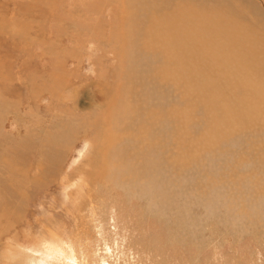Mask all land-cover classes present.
I'll return each instance as SVG.
<instances>
[{
	"label": "rangeland",
	"instance_id": "obj_1",
	"mask_svg": "<svg viewBox=\"0 0 264 264\" xmlns=\"http://www.w3.org/2000/svg\"><path fill=\"white\" fill-rule=\"evenodd\" d=\"M123 1L0 0V133L7 132L8 134H5L9 137L12 135L10 131H13L17 132L15 135L20 133L21 136L27 127L39 129V125H43V128H46L43 130H53V127L55 130L60 124L66 127L68 124L76 131V133L71 132L73 134L72 143L64 157H61L57 169L52 172L50 180L45 183L41 182L35 187L27 184L26 188H22L27 194L26 200L23 202L22 210L21 208L14 210L16 218L9 221L13 224L16 222L15 227H12L9 234L0 241V254L4 259L2 264L21 261L22 258H25L23 259L25 264H64L61 261H53L52 256L43 258L42 247H37L44 230L48 227L55 229L54 227L57 228L59 223L67 228V234L73 235V238L67 236L61 238L69 244L72 241L75 251L81 248V242L88 233L91 239L87 250L92 252L94 246H98L95 249V259L91 255L84 254L85 259L91 264H102L98 255L102 247L101 238L105 239L104 243L113 241L119 244V250L122 248L124 252L130 249L126 255L123 253L124 258L128 261V257L134 253L139 264H264V192L262 191L264 180L259 178L262 176L264 178V161L254 166V161L252 164L253 159L250 157L251 149H254L257 141L253 140L255 138L253 133L262 134V136L256 135V138L260 139L264 136V131L260 132L242 125L243 121L235 119L232 111L228 112L229 120L226 123V129L230 132L227 140L221 138L215 140L212 137L214 135H210L209 140H212L211 142L215 140V149L211 151H201L199 144L188 143L189 148L202 152L201 164L197 162L188 168L177 170L181 173H176L178 176L172 175L171 183L167 185V170H161L159 176L161 178L158 181L160 187L154 188L155 195H152L154 190H139V185L143 183V176L136 177L135 174L132 177L136 182L133 190L121 184L116 186L110 184L106 187L98 186L91 189L84 184L81 189L84 192L83 195L87 193V197L80 196L79 200H74V210L80 209L84 214L88 211V215L90 217L94 215L97 221L103 219L102 222L98 221L100 227L106 226L103 232L98 230L95 232L93 225L95 222H82L81 219L85 217L82 212L77 216L67 209L68 206L65 204L72 198L71 193L76 190L74 183L79 181L81 174L85 180L88 175L87 169H81L82 163L86 160L87 165L88 160L80 155L85 151L91 154L96 152L89 142L94 141L92 130L87 127L88 131H83L79 127L81 119L92 118V115L100 112L102 107L106 108L105 91L108 87H111L113 95L121 97L127 89L137 92L136 87L131 84L125 86L120 92L114 91L116 80L120 78V66L114 74L117 58L113 52H118L120 45L116 42L110 28L112 22L113 24L117 22L113 20V17L116 15L115 17L119 20L118 16L124 11ZM199 1H204L205 5H200ZM219 1L221 0H190V2H196L194 4L200 10L215 17L224 14V9L220 6L215 5L214 7V3L218 4ZM225 1L231 6V12L227 11V14L235 20L240 29L244 28V10H240L238 4H244L256 14L264 17V2L261 0ZM100 31L102 33H99ZM167 44L168 41L165 47ZM161 60L162 57H159L156 64ZM150 64L151 61L145 57L140 61L133 78L136 86L142 85L147 80ZM211 64L205 63V67L210 66L211 69L213 65ZM195 67L189 66L187 70L190 72L189 76L193 78L199 77L198 73L194 75L196 70H200L204 75L208 72L217 74L218 70L215 68L217 70L211 72L210 69L206 70L202 67L204 72L201 65H199L200 68ZM50 72L51 75H49ZM55 80L59 83V99L53 98L43 90V83ZM261 83L264 84V82ZM146 91V86L143 84L140 97L133 100L140 99L142 104L148 107ZM63 95L70 99L63 98ZM257 95L264 105L263 87H257ZM151 97L155 101V115L153 116L159 125L163 127L174 125L176 116L179 119L189 111L195 118L189 128L197 132L203 128L212 131L216 119L211 121L206 119L213 105L209 99L205 104L201 95L180 91L175 86L162 83L157 79L151 90ZM123 98L127 99V97ZM132 103L129 101L128 105L132 106ZM263 105L260 103L256 108H262L261 116L264 120ZM31 111L40 113L43 121L44 119L46 121L44 123L40 121L36 123L39 125H34L27 115ZM243 111L241 108L237 115ZM62 112L64 114H59ZM57 114H59L58 120L55 119ZM51 120L53 124L50 123ZM15 121L18 126H15ZM250 122L255 123L254 120ZM42 137L43 134L40 137L35 134L26 148L25 156L30 158L33 168L39 161V144ZM205 140L206 136L203 141ZM261 141L262 138L259 142ZM5 143L8 145V142ZM262 143L264 144V141ZM154 146L156 148L157 144ZM247 146H249V152L245 151ZM1 147L0 154L6 150V146ZM143 152H147L146 148H143ZM93 157L95 159V156ZM240 159H246V161L242 163V167L235 168V162ZM257 166L261 169L256 168ZM251 167L255 171L258 169L257 176L262 173L258 179L253 174V177L247 176L252 170ZM43 168L45 169V166ZM3 169L0 164V182L7 179V174ZM235 170L244 173L242 175L248 181L255 179L253 185L255 188L251 185L254 181H249L250 184L246 181L247 184H245L244 178L239 177L236 184L229 181V175ZM36 171L32 170L31 175H36L38 173ZM259 171L261 173H258ZM155 172L159 174L158 167L155 168ZM68 174H71L70 179L66 177ZM205 174H210L209 178L205 177ZM151 178L153 177L149 179L146 177L144 180L148 181ZM258 180L262 182H259V186ZM229 182L232 185H229ZM239 183H244L248 187L242 186L240 190ZM163 184L166 185V195H164L165 191L163 192ZM95 185L97 186L98 183L95 182ZM229 187H234V189L232 188L231 191ZM10 188L5 184L1 191L8 193ZM96 191L98 194L95 193ZM156 191L160 193L157 196ZM94 195H98L99 199L92 198ZM258 198H260L259 201H257ZM88 200H93V203L88 204ZM76 201L78 204H75ZM241 201L244 204L242 209L236 204ZM254 203L255 207H251ZM112 204L113 209L110 210ZM245 204L248 206L246 207ZM244 207L246 208L243 209ZM244 211L248 213L240 215ZM3 219L0 218V224L5 225L6 222ZM15 235L18 240L13 237ZM23 249L30 252L27 253ZM120 252L113 251L110 257L114 256L112 259L114 262L111 258L108 261L115 264V255ZM63 257L71 262V258L67 255ZM124 258L123 260L118 259L117 262H125Z\"/></svg>",
	"mask_w": 264,
	"mask_h": 264
},
{
	"label": "bare ground",
	"instance_id": "obj_2",
	"mask_svg": "<svg viewBox=\"0 0 264 264\" xmlns=\"http://www.w3.org/2000/svg\"><path fill=\"white\" fill-rule=\"evenodd\" d=\"M261 1L264 2V0ZM194 3L196 2H190V0H124L122 2L124 11L118 16L119 20L115 17L116 15L113 17V20L115 19L117 22L115 24L112 22L110 29L116 42L120 45V50L118 52L112 51L117 58L114 74L117 67L120 66V78L116 80L117 84L114 91L120 92L125 86L131 84L136 87L137 92L132 89H127V91L123 93V97H127V99H124L119 95H113L111 93V87H108L105 91L107 95L106 108L102 107L100 112L92 115V118L86 117L81 119L79 127L85 132L88 131V128L92 130L94 141L89 142L96 152L91 154L85 151L80 155L83 156V158L86 157L88 162L86 165L85 160L82 163V168L80 166L78 167L83 170L87 169L86 172H88V175L85 180L84 176L81 174L79 181L74 183L76 190L71 193L72 198L65 204L72 214L77 215L82 212L80 209H78V211L74 210V200H79L80 196L87 197V193L83 195L84 192H82L81 189L84 184L88 189L98 186L106 187V185L110 184L114 186L121 184L129 187L130 189L127 188L129 190H133L134 186H136V182L133 181L132 177L135 174L136 177L143 176V183L139 185V190H154L152 195H155V189L160 187L158 181L161 178H159L161 170H167V185L171 183L172 175L181 173L177 170L188 168L190 165L196 164L197 162L201 164L202 158L200 155H202V152L195 148H189L188 143L199 144L201 151H211L215 149V140L220 138L227 140L230 132L226 129V123H228V112L230 111L234 112L233 116H235V119L243 121L241 122L242 125L260 132L264 131V120L261 116L262 108H256L260 103L263 105L261 98L257 95V87L264 88V84L261 83L264 82V17L256 14L244 4H238V8L244 10V28L240 29L235 20L227 14V11L231 12V6H229L225 0L219 1L218 4L214 3V7L217 5L224 9V14L220 17L217 16L218 18L214 15H210L208 12H203ZM198 3H200V5H205L204 1H199ZM102 31L99 33H102ZM167 41L168 44L165 47ZM217 48L219 49L217 50ZM144 57L151 61L148 78L142 83V85L145 84L146 86L147 91L145 96L148 107L142 104L140 99L133 100L134 98L140 97L142 85L136 86L133 82V78L138 70L137 67H139L140 61H142ZM159 57H162V60L156 64V60ZM205 63H212V68L210 69V66L205 67ZM199 65H201V69L204 67L206 70L210 69L209 71L211 72L218 69L216 72L217 74L208 72L207 75H204L200 70H196L194 75L198 73L199 77L193 78L189 76L190 72L187 71L189 70L188 67L197 66L195 67L197 69L200 68ZM215 68L217 69L215 70ZM202 70L204 71V69ZM49 75H51V72ZM156 79L162 83L171 84L180 91L201 95L205 104L207 99L212 101L213 105L206 116L208 121L216 119L212 131L203 128L197 132L189 128L192 120L194 121L195 119L194 115L192 116L191 114L192 112L189 111L185 112L179 119L178 116H176L177 119H175L174 125L163 127L156 123L155 116H153V114L155 115V101L151 97V90L154 88ZM69 83H71L70 79ZM58 84V80L48 83L45 82L43 83V90L47 91L53 98L59 99L58 96H60V91L58 90ZM237 92H239V94H236ZM63 98L67 97L63 95ZM129 101L133 102L132 106L128 105ZM63 102L66 103L65 101ZM94 105L95 104H93V106ZM241 108H243L244 111L237 115V112L241 111ZM59 114H64V112ZM59 114L55 116V119L58 120ZM27 115L29 121L33 122L34 125H39L36 123L40 121L43 123L46 121L45 119L43 121V118H41L43 116H41L40 113L31 111ZM190 116H192V118ZM251 120H254L255 123L252 124L250 122ZM50 123L53 124V121L51 120ZM15 126H18L17 121H15ZM39 127V129L37 127L31 129L27 127L24 129V133L21 136L20 133L19 135H15L17 132L14 133L13 131H10L12 135L9 137L5 134L7 132L0 133V149L2 145L6 146V150L0 154V164L4 168L3 171L7 174V179H3L2 182H0V218H4L6 222L5 225L0 224V241H2L5 235L9 234L12 227H15L14 225L16 222L13 224L12 221H9L12 218H16L14 210L18 208L22 210L23 202L26 200L27 194L22 188H26L27 184H31L35 187L41 182L45 183L50 180V176L53 174L52 172L57 169L61 157H64V154H66L72 143V133H76L74 127H69L68 124L67 127L64 124H60L55 130L54 127L53 130H43L46 129L43 128V125H39ZM35 134H38V137L43 134V137L39 144V161L37 164L35 163L36 166L33 168L31 167L30 158H26L25 155L27 154L26 148L28 147V143ZM253 134L255 135L253 140L256 139L257 141L254 149H251L250 157L253 159L252 164L254 161V166H256V163L260 165L259 163L264 161V144L262 143L264 141V136L261 137L262 141L259 142L261 138L257 139L256 135L262 136V134H258L257 132ZM210 135H214L212 136L215 138L213 142L208 138ZM205 136L206 140L203 141ZM5 142H8V145ZM248 143L249 141L247 144ZM155 144H157L156 148L154 146ZM143 148H146L147 152H143ZM245 151H250L249 146H247ZM93 156H95V159ZM93 159L94 162L92 163ZM246 159L237 160L234 167H242V163L245 162ZM43 166H45V169ZM157 167L159 168V174L155 172V168ZM256 168H258V166ZM242 169L240 170L242 171ZM258 169H256V171ZM32 170H37L38 173L36 175H31ZM236 171L237 170L229 175V181L236 184V180L240 177L242 179L244 178L243 181L247 184L246 181L248 180L243 176L244 173ZM256 171L255 169L250 170L247 176L253 177L254 175V177L258 179L262 173L259 171L258 173L261 174L257 176ZM70 176L71 174H68L66 177L70 179ZM209 176L210 174H205V177L209 178ZM146 177L147 179L150 177L153 178L145 181L144 179ZM259 178L264 180L263 176ZM249 181H254L253 184L251 183L253 186L255 179ZM249 181L248 183L250 184ZM95 182L98 183L97 186ZM259 182L261 181H257L258 186ZM5 184L11 187L8 193L1 191V188H3ZM262 184H264V182ZM166 185L163 184V192L165 191L164 195L167 193L165 188ZM229 185L232 184L230 183ZM238 185L240 186V190H242V186H245L244 183H239ZM251 185H249V187ZM246 187L248 186H245V188ZM229 188L231 191L232 188L234 189V187ZM245 188L243 189L245 193H247ZM252 188L255 187L253 186ZM262 191L264 192L263 188ZM95 193L98 194V191ZM158 194L160 193L157 192L156 196ZM260 194L259 196L262 195L263 197V194ZM95 197L99 199L98 195L92 196V198ZM259 199L260 198H258L257 201H259ZM242 202L243 201L239 204L236 203L237 206L240 205V208L244 206ZM90 203H93V200H88V204ZM75 204H78V202L76 201ZM94 205L96 206L95 203ZM105 206H103V208ZM245 206L247 207L248 205L245 204ZM253 206L255 207V203L251 207ZM109 209H113V204ZM243 213L247 214L248 212H241L240 215ZM82 214L84 213L82 212ZM84 215L85 220L81 219L82 222H95L93 224L95 226V232L97 230L100 232L104 231L106 226L100 227L98 225L100 219L97 221L94 215L90 217L88 211L85 212ZM56 221L57 220H55V222ZM100 221L102 222L103 219ZM54 228L55 229L48 227L44 230V234L40 236L41 238L37 243V247H42L43 249V258L52 256L53 261H61L64 262V264H91L85 259L84 254L91 255V257L95 259V249H97L98 246L95 245V248H93L94 251L92 252L87 250V246L90 243L89 240L91 239L87 232L85 235L86 239L84 238L81 242V248L75 251L72 241L69 244V242H65L61 238L64 236L73 238V235L67 234V228L64 227L62 223L57 224V228ZM72 228H74V226ZM13 237L18 240L16 235ZM101 240L102 247L100 246V249L103 252L100 250L98 255L102 264H113L110 263V260L108 261L113 251H121L118 255H115V264H139L134 253L131 257H128V261L124 258L126 252L128 253L130 250L129 245L127 246V250H129L126 251L125 248L126 252H124L122 248L119 250V244L117 245L113 241L111 243H104V238H101ZM24 251L27 253L30 252L28 250ZM123 253H125V255H123ZM114 254L116 253L114 252ZM63 255H67V257L71 258V262H68ZM113 257L114 256H112L111 260ZM123 258L125 262H117L118 259L123 260ZM23 259L25 258H22L21 261H12L9 264H25L23 262L25 260ZM3 260L0 254V264H2ZM112 261L114 262V260Z\"/></svg>",
	"mask_w": 264,
	"mask_h": 264
}]
</instances>
